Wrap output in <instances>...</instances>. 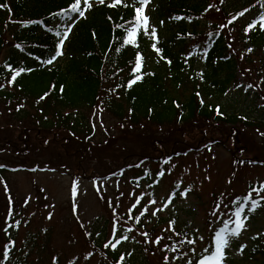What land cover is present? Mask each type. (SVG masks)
<instances>
[{
	"label": "rangeland",
	"instance_id": "rangeland-1",
	"mask_svg": "<svg viewBox=\"0 0 264 264\" xmlns=\"http://www.w3.org/2000/svg\"><path fill=\"white\" fill-rule=\"evenodd\" d=\"M129 2L137 8L142 6L140 0ZM212 6L218 8V0H208V10L199 18L200 29L205 32L196 43L201 46L216 34L209 32L212 20L220 19L219 9L209 10ZM72 24L66 18H56L53 27L58 26L59 31L52 32L53 48H42L36 59L28 57L30 63L39 68L63 64L66 56L57 55V43L66 32L71 34ZM241 35L236 59L251 49ZM253 52L259 60L261 50ZM6 56L7 51L2 60ZM205 60L206 56L199 60V70L205 68ZM255 60L253 66H258ZM23 72L22 80L27 82L35 71L27 68ZM240 74L227 92L212 98L227 111L259 114L264 106V87L258 90ZM3 84L4 90L19 93L9 75ZM19 102L27 109L32 105L21 97ZM17 104L9 109L0 97V132H9L0 147V261L13 236L15 244L11 247L15 251L8 264H112L106 249L120 251L131 264H199L201 255L212 252L216 231L225 225L230 227L233 210H241L245 203L240 216L243 227L239 235L232 234L234 228L225 231L228 245L219 264H264L262 256L257 251L254 254L255 247L260 250L264 245V191H258L264 187V128L262 132L244 126L236 129L211 120L202 121L198 127L182 125L181 142L187 144L189 153L165 164L161 163L166 161L164 155H143L142 139L126 136L125 118H114L102 105L85 110L86 116L93 117V140L102 144L112 138L119 155L111 158L101 145L98 155L83 153L80 169L75 165L66 168L39 161L62 155L63 144L71 135L66 131L45 134L32 125V119L20 121L12 115ZM148 125L131 129V134L151 133L156 138L155 149L160 148V131ZM52 137L58 145H48ZM242 140L259 148L261 156L243 152ZM81 144L75 145L83 146L84 141ZM128 145L131 148L125 156L122 147ZM245 154L248 158L243 164L240 157ZM249 193L259 201L255 210L251 201L246 202ZM213 264L218 262L214 260Z\"/></svg>",
	"mask_w": 264,
	"mask_h": 264
},
{
	"label": "trees",
	"instance_id": "trees-1",
	"mask_svg": "<svg viewBox=\"0 0 264 264\" xmlns=\"http://www.w3.org/2000/svg\"><path fill=\"white\" fill-rule=\"evenodd\" d=\"M75 3L76 0H0V97L9 104V109L18 103L12 115L20 121L32 119V125L45 134L55 131L61 135L66 131L71 135L63 144L62 155L44 163L66 168L75 165L80 169L78 162L84 159L83 153L98 155L101 145H105L111 158L119 155L112 138L102 144L93 140V117L86 116L85 110L102 105L114 118H125L126 136L142 139L143 155H164L165 160L189 153L187 144L181 142L182 125L198 127L202 121L211 120L236 129L244 126L263 131L264 106L259 114L227 111L212 96L227 92L241 76L240 72L258 90L264 87V0H218V8L209 9H219L220 19L212 20L209 31L216 34L204 46L196 43L205 33L200 29L199 18L208 10V0H156L148 11L144 10L147 29L138 28L132 42L129 31L136 26L137 8L132 2L120 0L117 4L116 0H105L101 4L95 0L82 16L68 11ZM85 7L84 0H80V8ZM66 11L67 15H63ZM77 15L65 62L49 68L32 65L28 57L36 59L42 48H53L52 32L59 31L58 26L53 27L54 20H71ZM241 34L251 49L249 54L240 53L236 59ZM254 50L262 52L259 60L253 57ZM205 56V68L199 70L197 64ZM254 60L258 66H253ZM137 62L139 72L134 71ZM27 68L35 72L23 82L22 74ZM8 75L20 96L4 90L3 81ZM136 76L141 79L131 83ZM20 97L32 104L29 109L19 102ZM144 125L160 131L161 136L157 137L160 148L155 149L156 138L151 133L131 134V129L138 130ZM30 132L33 133V127ZM6 133L0 132V147L6 143L9 132ZM83 141V146L75 145ZM247 142L242 140L243 152L260 157V149L248 146ZM50 144L59 143L52 137ZM122 148L126 150L125 156L129 154L130 145ZM240 158L244 164L248 157L245 154ZM256 251L264 259V245L260 250L255 247L254 254ZM107 252L112 264H131L120 251ZM13 253L14 249L8 246L0 264L8 262Z\"/></svg>",
	"mask_w": 264,
	"mask_h": 264
},
{
	"label": "snow or ice",
	"instance_id": "snow-or-ice-1",
	"mask_svg": "<svg viewBox=\"0 0 264 264\" xmlns=\"http://www.w3.org/2000/svg\"><path fill=\"white\" fill-rule=\"evenodd\" d=\"M99 2L101 4L105 3V0H99ZM116 3L119 4L120 0H116ZM140 3L142 5H146L148 3V0H140ZM84 4H85V9H81L80 8V0H76V3L73 4L71 6V9L68 11H71L73 13H79V15H83L84 11L91 7V3L89 2V0H84ZM114 6V5H111ZM63 15H67V11L62 13ZM135 27H133L130 31H129V42L134 41L136 33H137V29L140 27H143L145 30L147 29V17L144 15V7H140V8H136L135 9ZM70 30V29H69ZM154 35V33H153ZM67 38V32L64 34V39ZM61 47L63 45V39L60 42ZM61 53L58 52L57 55H60ZM49 63H51L52 61H48ZM135 72H139L140 71V64L139 62H137L136 67L134 69ZM16 75H19V72L16 73ZM14 79V78H13ZM141 79L140 76H136V78L131 82V83H135L137 80ZM251 87V86H249ZM258 191H264V187H262L261 189H259ZM246 202L247 201H251V206H252V210H255L256 207L259 206V201L253 200L252 199V194L249 193L248 196L245 198ZM241 211L242 210H238L235 215L237 217L235 224L236 227L234 229H232V234L233 235H239L240 230L243 227V221L241 219H239V217L241 216ZM158 242V241H157ZM190 243H192V241H190ZM228 245V238L225 235V230L222 229L220 232L216 233V237H215V254L214 256L210 257L209 259L215 260L218 262H221L223 259V255H224V249L225 247Z\"/></svg>",
	"mask_w": 264,
	"mask_h": 264
}]
</instances>
